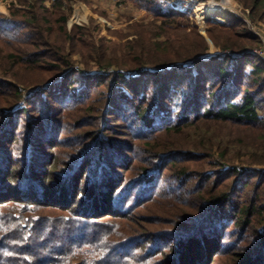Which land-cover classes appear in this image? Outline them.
I'll use <instances>...</instances> for the list:
<instances>
[{
  "label": "trees",
  "instance_id": "obj_1",
  "mask_svg": "<svg viewBox=\"0 0 264 264\" xmlns=\"http://www.w3.org/2000/svg\"><path fill=\"white\" fill-rule=\"evenodd\" d=\"M118 1L154 27L110 57L71 4L0 0V264H264L262 42Z\"/></svg>",
  "mask_w": 264,
  "mask_h": 264
},
{
  "label": "rangeland",
  "instance_id": "obj_2",
  "mask_svg": "<svg viewBox=\"0 0 264 264\" xmlns=\"http://www.w3.org/2000/svg\"><path fill=\"white\" fill-rule=\"evenodd\" d=\"M56 1L61 0H45V2H42V0H26L28 4L23 7V10H32L35 6L40 7L44 4L49 13L54 15ZM158 1L162 5H167L180 12L186 13L190 11L192 13V21L195 22L200 34L205 37L208 44L211 46L210 54L220 53V50L216 49L208 38L207 29L209 28V23L212 22L218 26H223L236 18L244 20L247 26H249V29L262 42L261 49L250 50V52L264 58V20L258 18L253 20L254 18L252 17L251 10L246 8L240 0ZM67 3L71 4L74 11L67 22L68 27H72L74 24L84 25V27L87 28V43L95 42V44L98 45L102 40L108 48L107 53L110 57H113L115 53L120 54L121 49L127 45V42L134 39L136 34L139 35L143 31L148 32L154 27L153 16H150L146 10L139 8L135 4L123 5L120 4L118 0H63L65 6ZM207 12L215 13L219 17L221 16V20L218 21L215 20L213 16H208L204 20V23H201L199 19L200 14L203 15ZM161 40L164 39H160L159 41ZM85 45L91 49L89 44H82V46ZM11 50L12 48H10V46L0 42V65L4 63L6 56ZM74 59L79 62L82 60L80 56H74ZM79 64L77 63L76 68H83V66ZM90 66V68H94L93 71H97L96 62L91 61ZM34 78H36L34 75L33 77L29 76L27 80H33ZM33 90H36V88L31 89V91ZM234 138L236 142L239 139L238 136ZM238 146L240 145L238 144L234 149H236L235 151L237 153H241L242 148ZM252 151L253 150H251V152ZM241 157L242 160L248 159L247 155Z\"/></svg>",
  "mask_w": 264,
  "mask_h": 264
}]
</instances>
